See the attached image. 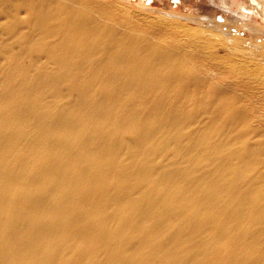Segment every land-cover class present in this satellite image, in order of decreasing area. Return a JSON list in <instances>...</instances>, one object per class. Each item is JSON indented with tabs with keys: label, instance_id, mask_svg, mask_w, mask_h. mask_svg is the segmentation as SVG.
Returning a JSON list of instances; mask_svg holds the SVG:
<instances>
[{
	"label": "bare ground",
	"instance_id": "bare-ground-1",
	"mask_svg": "<svg viewBox=\"0 0 264 264\" xmlns=\"http://www.w3.org/2000/svg\"><path fill=\"white\" fill-rule=\"evenodd\" d=\"M86 5L0 0V264H264V84Z\"/></svg>",
	"mask_w": 264,
	"mask_h": 264
},
{
	"label": "rangeland",
	"instance_id": "rangeland-1",
	"mask_svg": "<svg viewBox=\"0 0 264 264\" xmlns=\"http://www.w3.org/2000/svg\"><path fill=\"white\" fill-rule=\"evenodd\" d=\"M76 1L95 12L133 18L187 50H200L240 84H264V0H255L259 8L250 0Z\"/></svg>",
	"mask_w": 264,
	"mask_h": 264
}]
</instances>
